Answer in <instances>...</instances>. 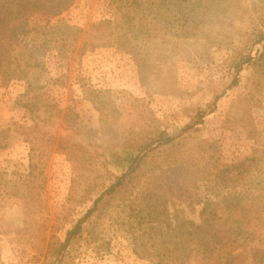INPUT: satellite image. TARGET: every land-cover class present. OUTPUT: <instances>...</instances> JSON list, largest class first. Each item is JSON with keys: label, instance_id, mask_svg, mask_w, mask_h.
Returning <instances> with one entry per match:
<instances>
[{"label": "rangeland", "instance_id": "374dc122", "mask_svg": "<svg viewBox=\"0 0 264 264\" xmlns=\"http://www.w3.org/2000/svg\"><path fill=\"white\" fill-rule=\"evenodd\" d=\"M8 1L0 0L2 15L17 6L18 1ZM66 1L39 0L45 5L33 11L31 37L42 46L27 52L23 44L30 39L22 36L16 51H23L18 58L30 65L26 76L10 81L0 76V128L12 121L37 123L58 140L85 148L93 164L91 171H84L56 144L46 169V208L35 217L39 222L48 219L45 241L38 223L23 229L22 199L0 194V264H41L51 236L64 240L66 231L120 174L109 152L120 149L154 117L161 129L176 133L222 93L218 110L206 117L197 136L220 143L228 157L248 155L244 130L237 126L247 121L246 112L264 137V43L259 42L264 0H193L194 6L182 0H154L162 3L159 13L137 12V21L151 29V37L135 28L129 37L131 50L121 48L113 36L100 45L95 41L87 51L82 46L91 25L113 19L115 8L111 0H71L67 9L55 14V5ZM245 56L253 59L243 65L239 85L230 86L236 64ZM93 90L101 94L90 97ZM27 91L38 107L29 113L16 106L18 96ZM242 105L246 111L235 124ZM29 164L27 141L13 138L0 148V176L27 173ZM80 174L82 185H76ZM87 179L91 190L86 189V202H69L74 185L80 196ZM170 208L200 221V206L175 201ZM133 209L137 206L129 199L106 205L72 246L73 264H152L135 253L123 220ZM145 241L148 247L155 242Z\"/></svg>", "mask_w": 264, "mask_h": 264}, {"label": "trees", "instance_id": "16d2710c", "mask_svg": "<svg viewBox=\"0 0 264 264\" xmlns=\"http://www.w3.org/2000/svg\"><path fill=\"white\" fill-rule=\"evenodd\" d=\"M15 9L0 13V76L6 80L26 76L28 62L19 59L22 52L16 45L24 36L29 41L23 44L25 51L33 53L42 46L31 37L30 23L33 11L43 8L39 0H16ZM168 0H161V2ZM180 0H169L175 2ZM194 6L193 0H182ZM9 3L13 0H9ZM55 5V14L70 6ZM115 8L113 19H104L91 25L82 49L114 36L121 48L131 50L129 37L133 29L145 30L148 37L151 29L137 21L141 12L159 13V3L154 0H111ZM151 4V6L149 5ZM155 5V6H154ZM154 7V8H153ZM25 24H19V22ZM117 33H113V30ZM264 43V32L259 35ZM16 52V54H15ZM45 54V53H44ZM263 55L260 54V56ZM252 57L245 56L236 64V76L230 86L240 83L238 75ZM101 94L94 91L90 94ZM222 93H216L206 109L199 110L192 120L176 133H170L151 123L127 137L124 145L109 152L110 161L121 172L93 200L91 207L66 231L64 240L52 235L47 242L41 264H73L72 246L83 237L92 219L103 213L111 201L132 200L137 206L130 212L128 225L135 253L147 258L152 264H264V137L249 118L246 109L238 108V121L245 112L247 121L240 126L246 136L250 154L228 157L217 141L197 136L204 129L205 119L218 110ZM36 97L31 91L20 94L16 106L29 113L36 107ZM241 104V102H239ZM38 108V107H36ZM239 111L241 113L239 114ZM240 122V123H239ZM236 126V128H237ZM23 139L30 144V164L27 173L15 172L11 177L0 176V194L22 199L24 228L31 229L38 223L43 241L46 240L48 219L39 222L35 217L45 210L43 200L47 179V165L56 144L69 160L77 162L86 171L93 164L92 157L77 143L44 131L37 123L27 125L12 121L0 128V148L9 145L10 139ZM85 176V173L82 175ZM81 174L76 185L81 184ZM90 180H85L82 193L71 190L68 201L75 204L86 202L85 192ZM3 189V190H2ZM83 196V197H82ZM180 201L188 207L200 206V221L188 219L180 211H172L171 203ZM154 240L148 247L145 239ZM153 248V250H152Z\"/></svg>", "mask_w": 264, "mask_h": 264}]
</instances>
